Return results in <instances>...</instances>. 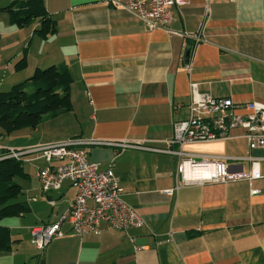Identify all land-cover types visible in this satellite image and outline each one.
Returning a JSON list of instances; mask_svg holds the SVG:
<instances>
[{"label": "crops", "instance_id": "1", "mask_svg": "<svg viewBox=\"0 0 264 264\" xmlns=\"http://www.w3.org/2000/svg\"><path fill=\"white\" fill-rule=\"evenodd\" d=\"M12 1L22 0H0V7ZM42 1L55 22V32L45 38L34 34L37 19L17 29L0 12V91L26 79L35 67L64 64L71 77V107L44 119L40 126L46 131L38 136L22 140L14 133L24 129L10 135L0 131V158L8 150L72 138L163 147L173 122L188 116L189 84L211 97L228 98L238 106L235 115L247 113L241 107L245 103L264 105V0H188L172 9L167 25L183 37L164 29L148 31L124 10L101 0ZM197 32L203 39L183 60L188 38ZM21 56L24 66L16 69ZM241 134L235 129L229 139L183 150L244 157L247 146ZM81 149L100 171L112 163L109 170L119 198L141 217L143 226L103 228L97 235L76 237L64 220L62 236L38 251L29 241V229L59 221L75 191L64 181L56 191L43 193L36 172L45 162L38 153H26L19 158L24 176L16 182L22 197L14 201L26 203L29 211L0 218L10 238L8 250L0 252V264H264L260 180L182 185L167 195L174 184V157L104 145ZM226 164L230 172L248 169L242 162ZM259 170L264 175V162ZM251 190L258 193L250 195Z\"/></svg>", "mask_w": 264, "mask_h": 264}, {"label": "built area", "instance_id": "2", "mask_svg": "<svg viewBox=\"0 0 264 264\" xmlns=\"http://www.w3.org/2000/svg\"><path fill=\"white\" fill-rule=\"evenodd\" d=\"M188 0H101L113 8L127 12L139 20L146 30L164 29L171 35L183 37V33L167 29L172 20V9L183 6ZM205 4L207 0H201ZM189 44L183 49L188 54L196 43L202 41L200 32L189 37ZM184 64V63H183ZM188 70V65H184ZM228 98H214L201 93L196 85L189 84L188 116L185 120L173 122L171 137L163 147H148L141 143L120 141L70 140L35 147L28 150H8L7 156L15 160L26 153H38L45 166L38 169L36 179L43 193L56 191L62 182L67 181L74 188V196L60 220L48 225L29 229V241L37 250H43L53 239L62 236L60 225L66 221L70 232L76 237L84 234L97 235L103 228L125 230L140 228L143 220L119 198L120 189L110 172L112 163L105 171L88 161L83 145H104L117 150L132 149L161 153L175 158L173 187L167 195L182 185H202L206 183L226 184L244 180H260L264 187V175L260 173L259 164L264 162V105L249 102L241 105L247 113L233 114L237 108ZM240 129L241 137L246 142L244 157L223 158L190 154L183 150L185 146L224 141L230 138V132ZM115 153L114 155H116ZM226 161L233 164L245 163L248 169L230 172ZM55 162L56 164H52ZM250 195L258 191L251 190ZM50 206L52 201H48Z\"/></svg>", "mask_w": 264, "mask_h": 264}, {"label": "trees", "instance_id": "3", "mask_svg": "<svg viewBox=\"0 0 264 264\" xmlns=\"http://www.w3.org/2000/svg\"><path fill=\"white\" fill-rule=\"evenodd\" d=\"M0 12L6 14L17 29L27 27L33 19L38 20L34 34L45 38L55 32V22L44 9L42 0L12 1ZM21 56L15 63L16 69L24 66ZM71 77L64 64L35 67L24 80L0 91V131L10 135L25 128L36 127L42 119H52L68 112L71 104L68 87ZM21 163L8 157L0 158V218L18 217L29 211L24 202L13 201L20 195V187L15 177H23ZM10 238L7 228L0 226V252L9 248Z\"/></svg>", "mask_w": 264, "mask_h": 264}, {"label": "rangeland", "instance_id": "4", "mask_svg": "<svg viewBox=\"0 0 264 264\" xmlns=\"http://www.w3.org/2000/svg\"><path fill=\"white\" fill-rule=\"evenodd\" d=\"M17 59V58H16ZM16 59H14V61L16 60ZM17 61V60H16ZM13 67V63H11V68ZM44 122V119H42L40 122H39V124L36 126V128L37 129H24V130H22V131H20V133H14V134H17V135H15V136H18L19 138H21L22 140L23 139H28V137H30V138H32L33 136H38L39 134H42V133H44V131H46V127H44L43 125L42 126H40L42 123ZM34 134V135H33ZM14 135H11L10 137H8V138H15V137H13ZM2 138H4V139H6L7 138V136L6 137H2ZM28 156H30V155H28ZM33 156V155H32ZM24 159H26V158H23V160ZM26 161V160H25ZM19 178H17V177H15L14 178V182L16 183V182H19V180H18ZM22 197V195H19L17 198L19 199V198H21ZM14 201V200H13ZM38 251H40V250H38Z\"/></svg>", "mask_w": 264, "mask_h": 264}, {"label": "water", "instance_id": "5", "mask_svg": "<svg viewBox=\"0 0 264 264\" xmlns=\"http://www.w3.org/2000/svg\"><path fill=\"white\" fill-rule=\"evenodd\" d=\"M187 57H188V52L186 51V52H185V55H184V60H186Z\"/></svg>", "mask_w": 264, "mask_h": 264}]
</instances>
